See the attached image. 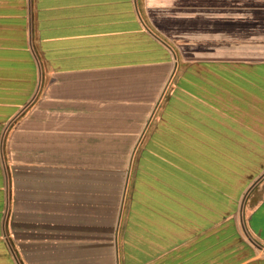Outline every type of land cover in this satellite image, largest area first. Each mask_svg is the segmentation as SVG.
Instances as JSON below:
<instances>
[{"label":"crops","instance_id":"1","mask_svg":"<svg viewBox=\"0 0 264 264\" xmlns=\"http://www.w3.org/2000/svg\"><path fill=\"white\" fill-rule=\"evenodd\" d=\"M0 264H264V0H0Z\"/></svg>","mask_w":264,"mask_h":264},{"label":"rangeland","instance_id":"2","mask_svg":"<svg viewBox=\"0 0 264 264\" xmlns=\"http://www.w3.org/2000/svg\"><path fill=\"white\" fill-rule=\"evenodd\" d=\"M259 173H261V172H259Z\"/></svg>","mask_w":264,"mask_h":264}]
</instances>
